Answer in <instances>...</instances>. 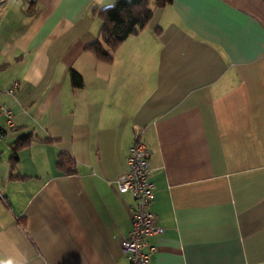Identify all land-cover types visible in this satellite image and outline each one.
I'll use <instances>...</instances> for the list:
<instances>
[{"label": "crops", "instance_id": "crops-1", "mask_svg": "<svg viewBox=\"0 0 264 264\" xmlns=\"http://www.w3.org/2000/svg\"><path fill=\"white\" fill-rule=\"evenodd\" d=\"M115 1L0 0V89L17 84L0 96V264H129L116 179L137 134L163 229L149 264H264V0L150 1L104 62L85 47Z\"/></svg>", "mask_w": 264, "mask_h": 264}, {"label": "built area", "instance_id": "built-area-1", "mask_svg": "<svg viewBox=\"0 0 264 264\" xmlns=\"http://www.w3.org/2000/svg\"><path fill=\"white\" fill-rule=\"evenodd\" d=\"M17 84L7 90L0 89V96H12ZM0 119L4 126L12 128L13 114L0 104ZM0 129V138L2 137ZM149 149L140 134L134 137L133 144L127 157L126 171L116 179V188L119 195H129L133 199L130 222L131 228L122 242V249L129 264H149L151 255L156 251L148 243V238L159 235L163 229L157 225L156 217L151 211L154 200V185L150 180L148 164Z\"/></svg>", "mask_w": 264, "mask_h": 264}, {"label": "trees", "instance_id": "trees-1", "mask_svg": "<svg viewBox=\"0 0 264 264\" xmlns=\"http://www.w3.org/2000/svg\"><path fill=\"white\" fill-rule=\"evenodd\" d=\"M150 1L154 2L156 8H163L172 0H116L111 7L100 11L95 10L96 18L100 21L98 38L87 44L85 50L101 61L110 62L112 53L119 45L127 37L137 34L147 25L151 18ZM71 82L75 87L82 85L80 76L74 72L71 73ZM29 142V135L21 136L15 141L12 146L11 167H14L17 161V150ZM56 167L67 173L74 172L73 163L64 155H59Z\"/></svg>", "mask_w": 264, "mask_h": 264}]
</instances>
